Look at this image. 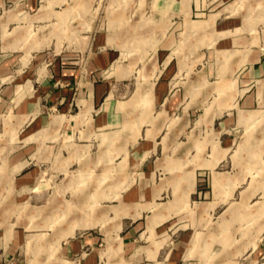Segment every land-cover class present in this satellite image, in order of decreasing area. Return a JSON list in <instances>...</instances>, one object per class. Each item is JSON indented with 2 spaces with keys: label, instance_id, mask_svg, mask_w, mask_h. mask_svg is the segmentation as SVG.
Masks as SVG:
<instances>
[{
  "label": "rangeland",
  "instance_id": "374dc122",
  "mask_svg": "<svg viewBox=\"0 0 264 264\" xmlns=\"http://www.w3.org/2000/svg\"><path fill=\"white\" fill-rule=\"evenodd\" d=\"M229 19L245 22L242 30L253 37L248 44H229L238 32L236 27L220 25ZM263 33L264 0H0V177L10 178L12 172L7 164L16 147L22 144L18 134L11 136L6 131L17 112L9 96L10 88L48 68L58 55L77 56L79 61H84L78 49L84 46L92 49L96 46L93 40L106 37L107 45L122 53L120 63L131 65V83L113 95L120 100L136 97L138 105L133 109L132 118L140 119V134L143 135L148 122L145 118H160L156 123L160 127L156 141L168 142L164 136L171 121L190 118L184 131L173 135L175 142L181 147L198 143L202 155L209 154L210 147L226 148L214 171L235 179L232 195L216 200L218 206L214 212L201 213L200 230L190 241H180L183 231H169L160 260L174 251L180 259L177 264H226L224 258L238 249L242 238L248 236L252 240L256 233L258 237L264 236L261 185L264 182V122L254 125L252 119L241 121V118H264V73L252 71L248 75L247 72L259 60L255 52L264 58ZM164 74L169 93L174 88H180L181 94L184 92L183 107L166 109L155 98L150 102L151 89L154 92L159 89ZM249 95L254 96L253 102L245 101ZM188 103L193 107L188 108ZM161 118L166 120L163 125ZM204 118L217 119L210 125ZM192 154L190 151L188 155ZM75 168L70 167L68 175L75 173L71 172ZM176 171L177 167L171 174ZM100 176L104 180L100 187L109 191L120 185L121 191L137 180L139 171L133 167L118 170L110 162L99 170L89 164L82 176L84 184L79 187H84V195L97 189ZM160 176H165L162 171L155 172V178ZM61 179L63 175L47 162L40 166L37 190L44 192L45 199L40 201L41 211L38 209L37 214L33 215L31 210L38 203L26 202L23 208L21 200L18 204L12 201L11 191L0 200V227H8L11 236L16 234V238L13 236L20 245L21 258L15 264L66 263L61 256L65 240L62 239L73 235L75 229L66 234L72 225L61 232L55 228L82 215L53 213L54 196L59 194ZM210 179L211 172L200 176L198 189L209 188ZM245 190L255 193L242 198ZM68 196V200L77 203ZM67 199H59L61 207L56 212L66 209ZM108 200L105 198V204ZM208 201L211 199L203 194L187 200L185 215L180 216L186 226L191 225L189 218L193 216L187 212L197 211ZM84 202L89 210L84 216H95L96 208L88 206L93 200ZM228 207L233 208V214L229 211L227 216L221 215ZM222 217H226L227 230L223 228ZM104 219L109 229L105 236L109 232L113 235L112 219L108 214ZM191 231L187 229L184 233ZM241 258L240 253L236 254V264H240Z\"/></svg>",
  "mask_w": 264,
  "mask_h": 264
},
{
  "label": "crops",
  "instance_id": "0c3cea01",
  "mask_svg": "<svg viewBox=\"0 0 264 264\" xmlns=\"http://www.w3.org/2000/svg\"><path fill=\"white\" fill-rule=\"evenodd\" d=\"M220 25L237 28L235 31L238 32L231 37V45L238 42L248 44L253 39L242 30L246 25L243 20L229 19ZM262 37L264 39V33ZM92 42L96 43L92 49L86 46L78 49L81 57H85L84 61H79L77 56L58 55L50 61L48 68L10 88L9 96L11 101L14 100L17 112L6 131L11 136L18 134L22 144L16 147L11 162L7 164L12 172L10 178L0 177V200L11 191L12 201L18 204L21 200L23 208L26 202L33 201L38 203L32 207L33 215L38 209L41 211L39 203L45 199V194L37 190V186L40 166L47 162L63 175L59 194L54 196V208L61 207L59 199H67L68 195L77 202L67 199L66 209L58 212L54 209L53 213L82 215L55 228L61 232L70 224L69 227L75 229L73 235L62 239H65L61 245V256L66 260L64 264H177L180 259L174 251L160 260L169 231H183L180 241H190L200 230L201 213L214 212L218 206L216 200L232 195L235 179L214 171L227 149L210 147L209 154L202 155L198 143L181 147L178 141L175 142L173 135L182 133L191 122L190 118L171 121L164 136L168 142L158 144L156 141L160 129L156 123L160 118H145L148 122L141 135L140 119L132 118L133 109L138 105L136 97L120 100L113 95L131 83V65L120 63L122 53L115 52L116 47L108 46L106 37L101 36ZM258 55L259 60L249 68L248 75L252 71L264 73V58L254 53V56ZM168 73L167 69L166 76ZM165 74L159 89L155 92L151 89L150 102L155 98L166 109L183 107L184 92L181 94L180 88H174L169 93ZM254 100V96L249 95L245 101ZM191 104L188 103L187 107H193ZM216 119L204 118V122L213 125ZM251 119L254 125L264 122V118H241V121ZM161 121L163 125L166 120L161 118ZM197 123L200 120L194 125ZM190 151H193L192 155H188ZM108 162L114 163L118 170L135 168L139 171L137 180L130 182L124 190L120 191L119 185L106 191L100 187L104 181L100 176L97 189L84 195V187H79L84 184L82 176L88 171V165L99 170ZM74 166L76 168L71 172L75 173L68 175V169ZM176 167V174H171ZM160 171L165 176L155 178V172ZM205 172H211L209 188L199 190L198 179ZM261 183L264 189V182ZM254 193V190H245L241 195L246 198ZM202 194L211 201L205 202L197 211L187 212L193 215L188 227L183 218L185 204L190 197ZM105 198L109 199L108 204H105ZM85 199L93 200L88 206L96 208L95 216H84L89 213ZM70 207L73 210H69ZM232 210L228 207L221 215L227 216L229 211L233 214ZM107 214L112 219L114 232L113 235L107 233L106 237L105 231L109 229L105 226L104 216ZM222 220L220 223L227 230L226 217ZM187 229L192 231L186 235ZM11 234L8 227H0V264H15L21 258L16 234H13L15 238ZM258 234L252 240L243 236L238 249L227 254L223 261L236 264V254L240 253V264H264V236L258 237Z\"/></svg>",
  "mask_w": 264,
  "mask_h": 264
},
{
  "label": "bare ground",
  "instance_id": "6f19581e",
  "mask_svg": "<svg viewBox=\"0 0 264 264\" xmlns=\"http://www.w3.org/2000/svg\"><path fill=\"white\" fill-rule=\"evenodd\" d=\"M73 229H74V228H70V227H69V230H67V232H66V231H64V232H66V234H67V233H71V232L73 231ZM62 235H63V234H62Z\"/></svg>",
  "mask_w": 264,
  "mask_h": 264
}]
</instances>
